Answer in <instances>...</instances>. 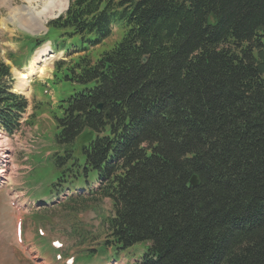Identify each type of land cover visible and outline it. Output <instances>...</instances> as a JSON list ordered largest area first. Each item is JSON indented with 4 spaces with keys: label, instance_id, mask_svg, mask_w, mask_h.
<instances>
[{
    "label": "trees",
    "instance_id": "trees-1",
    "mask_svg": "<svg viewBox=\"0 0 264 264\" xmlns=\"http://www.w3.org/2000/svg\"><path fill=\"white\" fill-rule=\"evenodd\" d=\"M47 35L72 91L47 195L107 199L102 248L141 245L131 264H264V0H68ZM11 82L0 63L10 135L28 106Z\"/></svg>",
    "mask_w": 264,
    "mask_h": 264
},
{
    "label": "rangeland",
    "instance_id": "rangeland-1",
    "mask_svg": "<svg viewBox=\"0 0 264 264\" xmlns=\"http://www.w3.org/2000/svg\"><path fill=\"white\" fill-rule=\"evenodd\" d=\"M56 2L0 0V63L9 68L12 91L19 82L17 72L30 65L39 47L42 50L47 44L50 49L37 61L44 74L32 75L28 87L18 90L28 101L20 129L11 135L0 130V150L7 155L0 153V264H66L69 257L76 258L75 264H131L132 254L137 255L141 245L117 255L111 248H102L108 238L104 225L110 214L107 199L72 202L70 191L55 197L46 193L54 173L49 156L56 150L53 111L58 98L72 92L65 93L51 81L56 61L69 60L63 50L54 51L53 35H47L48 21L64 13L67 6L65 0L62 6H53ZM44 6L46 21L42 17L43 24H34L32 17ZM113 30L108 44L121 36L116 26ZM35 39L41 43L31 47L30 40ZM21 222L22 238L17 239L16 225ZM54 240L61 246L54 247ZM91 250L93 256H88Z\"/></svg>",
    "mask_w": 264,
    "mask_h": 264
},
{
    "label": "bare ground",
    "instance_id": "bare-ground-1",
    "mask_svg": "<svg viewBox=\"0 0 264 264\" xmlns=\"http://www.w3.org/2000/svg\"><path fill=\"white\" fill-rule=\"evenodd\" d=\"M29 1L31 2L32 0H29ZM47 3L48 4H53L54 2L48 1ZM56 3H57V5H53V6H56L57 7V6H60V5L62 6V4H63L62 3V0H57ZM66 3H67V0H65V5H66ZM44 12H47L46 11V6H44V9L43 10L38 11L34 17L30 16V17H32V21L33 22L35 20V23L34 24H40V23L43 24L44 21L42 20V17H44L45 18V21H46L47 15L45 14V16H42ZM20 14L21 15L22 14L24 15V13L21 12V11H20ZM33 22H31V23H33ZM40 48L41 47H39V49ZM39 49H38V51L36 53V57L31 61L30 65L28 67H26L25 69L17 72V78H18L19 82L14 87V91L25 90L28 87V84H29V81H30V78L32 77V75H34V74H39V75L44 74V68L41 67V66H38L37 65V61L38 60H41L43 58V56H45L48 53H50V51H49L50 49H49V47H48L47 44L44 45V47L42 48V50H39ZM0 153L2 154V156H5L6 155V153H5L4 150H0ZM6 157H7V155H6Z\"/></svg>",
    "mask_w": 264,
    "mask_h": 264
},
{
    "label": "water",
    "instance_id": "water-1",
    "mask_svg": "<svg viewBox=\"0 0 264 264\" xmlns=\"http://www.w3.org/2000/svg\"><path fill=\"white\" fill-rule=\"evenodd\" d=\"M146 60H147V56L145 55V56L142 58V62H145ZM191 183H192L193 185H196V184H197V179H196L195 176H192V178H191Z\"/></svg>",
    "mask_w": 264,
    "mask_h": 264
}]
</instances>
